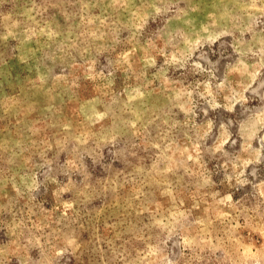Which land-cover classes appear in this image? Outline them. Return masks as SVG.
I'll return each instance as SVG.
<instances>
[{
  "label": "rangeland",
  "instance_id": "374dc122",
  "mask_svg": "<svg viewBox=\"0 0 264 264\" xmlns=\"http://www.w3.org/2000/svg\"><path fill=\"white\" fill-rule=\"evenodd\" d=\"M0 264H264V0H0Z\"/></svg>",
  "mask_w": 264,
  "mask_h": 264
}]
</instances>
